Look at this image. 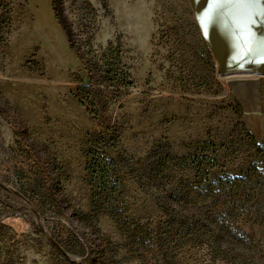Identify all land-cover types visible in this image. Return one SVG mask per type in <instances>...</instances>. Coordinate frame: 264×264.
I'll return each instance as SVG.
<instances>
[{
  "label": "rangeland",
  "instance_id": "rangeland-1",
  "mask_svg": "<svg viewBox=\"0 0 264 264\" xmlns=\"http://www.w3.org/2000/svg\"><path fill=\"white\" fill-rule=\"evenodd\" d=\"M261 21L264 0H0V264H264V217L238 226L245 258H222L172 238L159 201L195 161L214 179L253 165L264 212V62L233 67ZM106 49L130 77L104 88L124 219L94 206L88 173L105 130L79 57Z\"/></svg>",
  "mask_w": 264,
  "mask_h": 264
},
{
  "label": "trees",
  "instance_id": "trees-1",
  "mask_svg": "<svg viewBox=\"0 0 264 264\" xmlns=\"http://www.w3.org/2000/svg\"><path fill=\"white\" fill-rule=\"evenodd\" d=\"M79 58L82 65L92 69L90 81L95 84L99 79L101 83L95 84L94 89L83 88L81 92L85 97L84 101L91 105L97 116L102 117L105 130L103 141L98 143V151L88 165L91 200L98 209L109 210L113 217L124 219L116 165L108 159L105 148L121 154H125V151L118 135V124L106 110L107 97L104 96V91L107 89L108 95H112L122 86L129 85L130 77L119 54L111 49L104 50L95 66H90L88 61L85 64L86 60ZM86 81L87 78L84 79L85 83ZM19 127L23 129V126ZM192 166L193 182L181 184L177 188H160L159 201L162 211L169 219L170 236L179 241L203 239L222 258H245L239 249L248 246L249 240L238 226L264 217V212L253 204L251 187L253 181L260 180L263 175H258L256 166L252 165L240 176L214 179L205 161H195ZM151 262L149 254L145 264Z\"/></svg>",
  "mask_w": 264,
  "mask_h": 264
},
{
  "label": "water",
  "instance_id": "water-1",
  "mask_svg": "<svg viewBox=\"0 0 264 264\" xmlns=\"http://www.w3.org/2000/svg\"><path fill=\"white\" fill-rule=\"evenodd\" d=\"M264 62V21H261L241 59L233 66L258 65ZM232 67V68H233ZM53 242V241H52ZM53 244L59 248V245Z\"/></svg>",
  "mask_w": 264,
  "mask_h": 264
}]
</instances>
